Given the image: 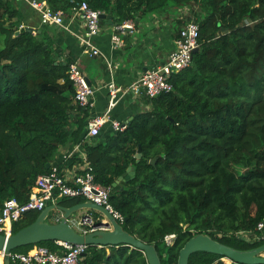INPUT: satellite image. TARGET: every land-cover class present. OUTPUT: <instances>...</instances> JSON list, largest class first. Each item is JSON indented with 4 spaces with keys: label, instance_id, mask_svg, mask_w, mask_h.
I'll return each mask as SVG.
<instances>
[{
    "label": "trees",
    "instance_id": "16d2710c",
    "mask_svg": "<svg viewBox=\"0 0 264 264\" xmlns=\"http://www.w3.org/2000/svg\"><path fill=\"white\" fill-rule=\"evenodd\" d=\"M45 1L65 13L71 1H86L118 24L134 16L133 0ZM23 4L29 6L0 0V210L8 198L25 202L58 150L82 142L89 115L88 106L73 103L69 58L49 32L18 29L34 26ZM191 4L196 8L188 20L199 26L195 68L171 75V92L145 97L149 110L124 130L82 144L94 181L110 188L109 202L126 218L122 227L154 244L161 264H177L180 248L197 233L241 250L263 244L237 232L254 231L264 219V0H141L137 9L156 12ZM74 157L58 166L76 162ZM129 166L134 175L113 186ZM38 214L23 216L12 233ZM169 234L176 237L167 245ZM37 247L59 249L55 241H43L12 251ZM221 257L200 251L189 264H223ZM79 264L148 263L136 248L89 245Z\"/></svg>",
    "mask_w": 264,
    "mask_h": 264
},
{
    "label": "built area",
    "instance_id": "2783aa9c",
    "mask_svg": "<svg viewBox=\"0 0 264 264\" xmlns=\"http://www.w3.org/2000/svg\"><path fill=\"white\" fill-rule=\"evenodd\" d=\"M34 9L39 15V22L42 26H56L67 32H71L77 39L82 53L89 57L102 55L100 49L94 42L100 28V15L102 10L94 9L86 1H71L68 13L62 10H53L45 0H22ZM69 14L81 22L82 31L74 32L65 20ZM134 20H125L116 24L111 35L113 48L122 46L119 33L124 30H133ZM25 26L19 25L18 29ZM199 26L192 20H186L180 27L177 39L173 48L166 55L165 61L153 68L147 69L135 82L125 88L115 85L110 81L108 88V101L106 110L103 113L91 114L87 117L85 133L82 142L100 134L106 123H110L113 132L122 131L127 127V121L109 119L110 111L116 106L119 100L125 95L146 97L148 99L171 92L173 89L170 82L171 75L189 67L192 63L193 50L198 47ZM67 75L74 88V102L82 107L91 106V97L95 88L90 85L82 71L75 62L68 64ZM79 145H75L71 151L66 153L65 159L76 156ZM64 159V160H65ZM85 165L78 171L65 170L64 167L52 165L47 173L38 175L35 185L25 202L20 203L16 198L5 199L0 210V234L9 235L15 222L29 212H40L48 204H57L63 198H77L81 201H91L106 208L112 216L120 223L123 216L114 209L109 197L111 190L96 183L90 172L86 154L83 156ZM104 218L102 214L97 216L86 211L85 215L73 216L71 224L80 232L88 233L95 229L92 224ZM59 219V218H58ZM56 219V220H58ZM237 236L247 241H262L264 243V219L259 221L254 231L237 232ZM176 234L164 236V242L169 245L175 239ZM59 249L49 250L47 247H37L29 252L11 251L10 264H79V260L84 254L87 245H72L61 241H56ZM1 262L3 264L4 253L0 251ZM223 264H231L227 258L221 257ZM213 264H216L213 263Z\"/></svg>",
    "mask_w": 264,
    "mask_h": 264
},
{
    "label": "crops",
    "instance_id": "0c3cea01",
    "mask_svg": "<svg viewBox=\"0 0 264 264\" xmlns=\"http://www.w3.org/2000/svg\"><path fill=\"white\" fill-rule=\"evenodd\" d=\"M139 2L141 0H133L129 5L133 9L132 13L134 16L127 20H134L135 26L131 31L126 29L119 33L122 40V46L120 47L113 48L111 44V35L114 32V22H116L115 17L111 14L113 23H109V18H104L100 24L99 32L94 38L95 44L102 53L99 56L89 57L82 53L77 39L73 34H70L71 32L56 26L45 27L40 24V26L47 28L55 44L61 48L63 57L69 58V63L75 62L88 83L90 82L89 84L95 88L94 95L91 97L89 115L103 113L106 110L108 101L107 86L110 81H113L118 87L125 88L138 80L147 69L160 65L165 61L166 55H168L175 44L180 27L191 16V10L196 8L194 4L178 8L168 5L156 12H144L141 9H137ZM65 20L74 32L82 31L81 22L78 19L72 18L67 14ZM59 58L61 59V57ZM73 103L75 104L74 101ZM149 107L150 104L145 97L137 98L125 95L110 111L109 119L128 122L138 113L149 110ZM110 128V123H106L101 129L99 136H96L95 139L61 147L52 165L63 163L66 153L71 151L75 145H79L76 157H74L78 160L68 166H62L65 170L78 171L80 167L85 165L83 159L85 150L82 144L99 141L103 134L112 132ZM75 203L78 202L73 204ZM85 213L86 211L82 214ZM59 217L60 213L55 211L50 216V221H56Z\"/></svg>",
    "mask_w": 264,
    "mask_h": 264
},
{
    "label": "water",
    "instance_id": "95a60500",
    "mask_svg": "<svg viewBox=\"0 0 264 264\" xmlns=\"http://www.w3.org/2000/svg\"><path fill=\"white\" fill-rule=\"evenodd\" d=\"M106 17L110 19L109 23H113L111 14L106 13L100 15V24ZM114 24L117 23L114 22ZM24 29L35 34V30L31 26H25ZM197 51L198 47L193 50V54ZM191 66L195 68L193 62ZM136 152L135 157L139 158L140 149ZM155 159L156 157L151 159L149 163L153 164ZM133 175V167L129 166L126 172L113 183V186L124 183ZM83 210H92L103 215L104 218L92 224L98 229L83 233L71 224L70 219ZM55 211L60 213V217L51 222L48 218ZM125 219L123 217V222ZM43 241H61L72 245H96L100 247L125 245L143 252L148 264H161L160 255L154 244L143 242L124 230L122 223L118 222L106 208L88 200L70 206L61 203L48 204L39 212L33 222L9 235L0 234V251L4 253L3 264H10L9 253L12 250ZM200 251L223 256L231 263L264 264V243L251 249L241 250L219 242L206 233L194 234L183 244L178 252L177 264H189L190 256Z\"/></svg>",
    "mask_w": 264,
    "mask_h": 264
},
{
    "label": "rangeland",
    "instance_id": "374dc122",
    "mask_svg": "<svg viewBox=\"0 0 264 264\" xmlns=\"http://www.w3.org/2000/svg\"><path fill=\"white\" fill-rule=\"evenodd\" d=\"M23 7L26 9H24L25 10V12H26V16H28V18H27V22L28 23H33V25L34 26H31V27H33L34 28V30H35V28H41V29H44L45 31L47 30V28H45V27H42V26H40V22H39V17L37 16V14H35V12H33L30 8H29V6H27V5H25V4H23ZM192 19L193 18V16H190L188 19ZM21 25V24H20ZM24 26H29V25H24ZM85 211L83 210V211H81V212H79L78 214H76V216L78 217V216H80L82 213H84ZM54 213V212H53ZM52 213V214H53ZM59 213V212H58ZM48 220L50 221V217L48 218ZM75 228H77L76 226H75ZM31 251V250H30ZM29 252V251H28Z\"/></svg>",
    "mask_w": 264,
    "mask_h": 264
},
{
    "label": "bare ground",
    "instance_id": "6f19581e",
    "mask_svg": "<svg viewBox=\"0 0 264 264\" xmlns=\"http://www.w3.org/2000/svg\"><path fill=\"white\" fill-rule=\"evenodd\" d=\"M0 262H1V256H0Z\"/></svg>",
    "mask_w": 264,
    "mask_h": 264
}]
</instances>
